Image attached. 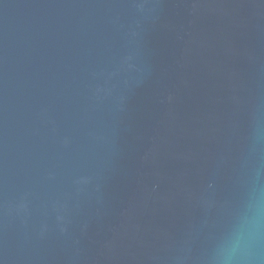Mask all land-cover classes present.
I'll return each mask as SVG.
<instances>
[{
	"label": "water",
	"instance_id": "95a60500",
	"mask_svg": "<svg viewBox=\"0 0 264 264\" xmlns=\"http://www.w3.org/2000/svg\"><path fill=\"white\" fill-rule=\"evenodd\" d=\"M0 264H264V0H0Z\"/></svg>",
	"mask_w": 264,
	"mask_h": 264
}]
</instances>
